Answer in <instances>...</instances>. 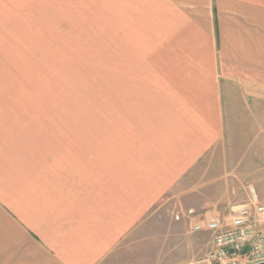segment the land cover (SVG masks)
Here are the masks:
<instances>
[{
  "label": "crops",
  "instance_id": "0c3cea01",
  "mask_svg": "<svg viewBox=\"0 0 264 264\" xmlns=\"http://www.w3.org/2000/svg\"><path fill=\"white\" fill-rule=\"evenodd\" d=\"M55 7L81 37L108 24L110 104L143 125H70L47 109L14 27L50 24ZM246 123L264 133V0H0V264L189 262L177 224L160 260L149 234L169 201L194 234L242 200L241 161L224 154Z\"/></svg>",
  "mask_w": 264,
  "mask_h": 264
},
{
  "label": "rangeland",
  "instance_id": "374dc122",
  "mask_svg": "<svg viewBox=\"0 0 264 264\" xmlns=\"http://www.w3.org/2000/svg\"><path fill=\"white\" fill-rule=\"evenodd\" d=\"M64 16L60 8L55 7L50 24L44 21L42 15L43 21L36 22L35 29L28 28L25 23H21L19 30L14 27L17 36L15 45L19 44L22 48L21 61L36 63L34 72L38 84L41 81L47 83V109H52L54 118L62 113L63 121L70 125L77 121L86 126L115 129L143 125L144 119L133 117L131 109L119 110L122 103L113 101L110 104V78L118 77L115 74L117 71L111 68L112 61L119 56L114 53V42L117 39L108 37V24L101 23V29L97 31L105 34V37H81L80 33L83 31L77 28L78 23L65 21ZM40 17L37 15L38 20ZM85 33L92 34L93 31L87 29ZM37 87L39 89L40 85ZM128 102L131 106L132 103ZM248 130L246 123L233 128L228 134V149L224 156L230 159V163L233 159L241 161V165L237 167L238 184L242 189L238 190V196L244 197L240 202L237 200L232 204L224 215L229 214L233 207L248 201L251 187L255 188L260 201L264 203V133L256 135ZM232 168L234 167L228 166V170L231 171ZM172 202L165 204L158 213L160 229L152 230L149 234L152 242L149 246L150 258L160 260V257L154 255H160L162 246L157 245L158 239L161 241L167 235H172V227L167 228L168 222L169 225L173 223L179 227L176 231L180 235L181 243L176 246V251L180 252L177 258L199 260L207 252L209 235L188 233V224ZM188 241H191V247L187 246ZM171 248V245L168 246L167 251ZM189 251V259L182 257Z\"/></svg>",
  "mask_w": 264,
  "mask_h": 264
},
{
  "label": "built area",
  "instance_id": "2783aa9c",
  "mask_svg": "<svg viewBox=\"0 0 264 264\" xmlns=\"http://www.w3.org/2000/svg\"><path fill=\"white\" fill-rule=\"evenodd\" d=\"M247 202L229 214L196 222L194 234L209 235L208 249L199 260L180 264H262L264 263V203L254 187Z\"/></svg>",
  "mask_w": 264,
  "mask_h": 264
},
{
  "label": "water",
  "instance_id": "95a60500",
  "mask_svg": "<svg viewBox=\"0 0 264 264\" xmlns=\"http://www.w3.org/2000/svg\"><path fill=\"white\" fill-rule=\"evenodd\" d=\"M262 264H264V263H262Z\"/></svg>",
  "mask_w": 264,
  "mask_h": 264
}]
</instances>
